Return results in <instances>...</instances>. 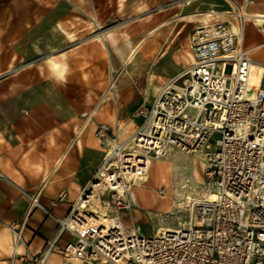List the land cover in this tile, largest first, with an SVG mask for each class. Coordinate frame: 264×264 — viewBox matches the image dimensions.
Instances as JSON below:
<instances>
[{"label": "crops", "instance_id": "0c3cea01", "mask_svg": "<svg viewBox=\"0 0 264 264\" xmlns=\"http://www.w3.org/2000/svg\"><path fill=\"white\" fill-rule=\"evenodd\" d=\"M97 5L98 0H0V264H35L48 248L45 264H85L72 258L74 238L59 233L58 221L103 156L96 126L106 124L118 140L126 139L137 124L131 114L191 63L192 33L185 37L179 22L195 30L205 18L231 25L237 12L264 16V0H121L123 9L139 7L137 15H147L140 18L146 22L154 16L146 30L153 38L131 40L127 33L107 31L119 44L124 38L142 43L117 84V105L95 114L93 66L107 59L123 64L111 57L106 42L104 50L93 41ZM242 28V48L264 64V27L247 22ZM90 111L93 117L85 121L81 114ZM36 193L39 206L30 207L28 195ZM120 216L126 226L137 225ZM11 227L20 231L16 245Z\"/></svg>", "mask_w": 264, "mask_h": 264}, {"label": "built area", "instance_id": "2783aa9c", "mask_svg": "<svg viewBox=\"0 0 264 264\" xmlns=\"http://www.w3.org/2000/svg\"><path fill=\"white\" fill-rule=\"evenodd\" d=\"M233 17L238 32L228 22L192 32L191 63L168 80L151 103L131 114L137 124L126 139L118 140L106 124L96 126L94 137L103 156L78 201L58 221L59 233L74 238L75 260L264 264V64L257 85L250 86L253 60L240 36L244 15L237 12ZM81 117L90 121L93 111ZM172 152L201 157L202 183L183 178L179 187L200 186L204 196L174 200L169 215L176 227L165 229V218L155 214L159 224L145 236L139 225L126 226L120 215L137 209L133 189L146 183L152 162ZM210 192L211 200L206 197ZM155 194L164 199L167 190L160 187ZM38 195H28L30 207L39 206ZM11 231L16 245L20 231ZM49 252L34 263L45 264Z\"/></svg>", "mask_w": 264, "mask_h": 264}, {"label": "rangeland", "instance_id": "374dc122", "mask_svg": "<svg viewBox=\"0 0 264 264\" xmlns=\"http://www.w3.org/2000/svg\"><path fill=\"white\" fill-rule=\"evenodd\" d=\"M96 7L97 10L93 14L92 21L93 41L102 45L104 50H106L105 43L98 36L101 32L104 33L114 30L118 35L124 32L128 34L131 40H139L144 37H148V39L153 38V35H149L148 31L146 30L149 28V24L152 27L154 16L148 18L150 23L146 22V19H140L146 17L147 15H137L138 11H140L139 7L135 6L133 8H127L124 6L123 9L121 6V0H98V5ZM145 24H147V27L144 26ZM171 25H173V23L168 25V27ZM234 25H236V21H234ZM180 26L181 28L183 26L182 30L183 34L185 33V37L188 36V34H191L195 28L193 24L186 22H179L177 28ZM129 65L120 64L117 66L114 64V62L107 59L104 64L98 62L95 66H93V92L96 97H94L95 104H93V111L95 110V114L98 113L100 108L106 104H110L113 107L117 105V97L119 92L117 84L119 83L120 79L125 76V72ZM113 84L116 86L115 88L117 90L112 87ZM146 97L147 96L141 98L140 102L145 100ZM103 152L104 150L101 149V155H103ZM159 162L165 163V165L168 167V171L165 170V165L160 164ZM201 164L202 161L200 156L185 155L180 152H172L165 158L156 161L153 167L154 181L149 178V169L146 183H144L143 186H137L133 189L134 196L138 204V213L135 214L132 212L131 214L127 215L128 217H126V219L130 220V222L133 220L134 223L139 225L142 234L145 236L151 235L159 224L156 217H153L152 215V220H149L148 212L158 213V215H161L163 218H165V223L162 225L163 227L175 228L176 219L170 216L167 211L169 205L172 209L174 200L180 199V197H177V194L181 193L185 194V196L189 195L191 198H201V196H204L203 189L200 186H195L196 189L193 188L189 190L187 188L181 189L179 187L180 180L183 178H191L194 179L196 183H202L203 175ZM160 187H165L167 190V197L164 199H159L156 197L155 190ZM175 187L177 188V191H174ZM178 216L180 215L178 214Z\"/></svg>", "mask_w": 264, "mask_h": 264}, {"label": "bare ground", "instance_id": "6f19581e", "mask_svg": "<svg viewBox=\"0 0 264 264\" xmlns=\"http://www.w3.org/2000/svg\"><path fill=\"white\" fill-rule=\"evenodd\" d=\"M205 17H208L207 15ZM247 22H252L253 25H255L256 27H259V28H263L264 27V16H253V15H244V23H247ZM204 27H208L209 25H212L213 23L209 24L208 23V19L205 18L204 20V23H203ZM189 27V26H188ZM231 28L233 31L235 32H238V27L234 24H231ZM264 35V33H263ZM101 40H103L104 42L107 43L108 45V48L110 49V52L112 53L111 54V57L115 56L120 62H122L124 65H128L130 64L133 59L135 58L136 54L138 53V49L141 45L140 44H137V45H132V42L131 40H127L126 38H124L122 40V43L119 44L118 40L116 39L115 37V34L113 33H109V32H101L99 33L98 35ZM240 36H241V40L244 41L245 37H244V31H243V28L241 29L240 31ZM146 40V39H145ZM143 46V45H142ZM253 50H256V49H251L249 50V52L253 51ZM190 58V57H189ZM159 60V59H158ZM156 61V60H155ZM186 62V61H185ZM191 62V61H190ZM160 63V62H159ZM189 63V62H188ZM261 73V70H260V63L259 62H256L255 60H253V64L251 66V77H250V86H255L257 85L258 81H259V75ZM143 83V82H142ZM149 85V84H148ZM143 86V85H142ZM113 88H115L116 86L113 84L112 85ZM152 87V86H151ZM144 88V87H143ZM142 88V89H143ZM116 89V88H115ZM150 89V88H149ZM117 90V89H116ZM115 90V92H116ZM143 92V91H142ZM159 161V160H158ZM156 161L152 162L151 163V166H150V173H149V178L151 180L154 181V171H153V167H154V163ZM160 164H163L165 165V163H162V162H159ZM202 165V164H201ZM165 170L168 171V167L165 165ZM148 178V180H149ZM144 188V187H143ZM132 197H133V201L135 203V205L137 206L138 208V204L136 202V199H135V196H134V191H132ZM157 197V196H156ZM178 197H180V200L182 199H185V200H189L191 197L189 195H186L185 194H178ZM203 197V196H201ZM206 197L208 199H213L214 198V194L213 193H207L206 194ZM158 198V197H157ZM161 199V198H159ZM95 207L98 208V205L97 203L95 202ZM94 209V207H93ZM98 211V210H97ZM171 212V207L169 205V208H168V211L167 213H170ZM136 213V212H135ZM140 214V213H139ZM138 214V215H139ZM139 217V216H138ZM101 220L102 217L100 216L99 217ZM140 219V218H138ZM136 219V220H138ZM141 220V219H140ZM140 222V221H139ZM165 229H173V227H164Z\"/></svg>", "mask_w": 264, "mask_h": 264}]
</instances>
